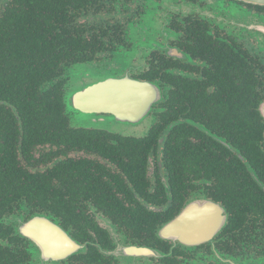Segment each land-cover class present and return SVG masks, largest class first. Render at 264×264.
Segmentation results:
<instances>
[{
	"label": "flooded vegetation",
	"instance_id": "obj_1",
	"mask_svg": "<svg viewBox=\"0 0 264 264\" xmlns=\"http://www.w3.org/2000/svg\"><path fill=\"white\" fill-rule=\"evenodd\" d=\"M40 18L59 37L29 61L35 105L1 91L0 264H264V5L61 0Z\"/></svg>",
	"mask_w": 264,
	"mask_h": 264
},
{
	"label": "trees",
	"instance_id": "obj_2",
	"mask_svg": "<svg viewBox=\"0 0 264 264\" xmlns=\"http://www.w3.org/2000/svg\"><path fill=\"white\" fill-rule=\"evenodd\" d=\"M61 0H9V8L0 16V93L7 86L10 97L5 99L11 106H34V98L29 94L22 95V86L37 85L46 76L42 71L40 75L30 64V60L37 58L40 50L43 55L50 56L52 48L48 45L54 43V35L45 33V28L40 32L36 30L37 17L40 18V27H50V20L54 5ZM24 5V6H23ZM60 54L57 56L59 57ZM38 75V76H36ZM27 93V91H24ZM2 93L0 101H2ZM56 99L42 98L40 106L53 105Z\"/></svg>",
	"mask_w": 264,
	"mask_h": 264
},
{
	"label": "rangeland",
	"instance_id": "obj_3",
	"mask_svg": "<svg viewBox=\"0 0 264 264\" xmlns=\"http://www.w3.org/2000/svg\"><path fill=\"white\" fill-rule=\"evenodd\" d=\"M74 81L76 83V81L79 83L80 79L74 78ZM80 116V117H77ZM77 125L79 126H87V125H96L97 123H95L92 119L90 120L88 117H84L82 115H76L75 116ZM89 119V120H88ZM151 122V120L145 119L141 124H139L138 126H132V127H128V126H121L120 127V131L124 132V133H132L134 132H138V133H142V135H144L146 133V131L143 132V130H147L149 127V123ZM102 123H99V125H101ZM114 123L111 122V120L107 119L103 126L108 127L109 129H115Z\"/></svg>",
	"mask_w": 264,
	"mask_h": 264
},
{
	"label": "water",
	"instance_id": "obj_4",
	"mask_svg": "<svg viewBox=\"0 0 264 264\" xmlns=\"http://www.w3.org/2000/svg\"><path fill=\"white\" fill-rule=\"evenodd\" d=\"M241 1H245V2H250V3H254V4H259V5H264V0H241ZM134 85V84H133ZM134 88H136V90L138 91V93L142 94V93H145V91H147V86L146 85H140V84H137L136 86H134ZM140 106V104L138 105ZM185 218H180L178 219L177 221V224L179 226L178 227V230H180V232H178L180 235H183V236H190L191 235V231H185L184 228L180 225V223L184 220ZM176 227V228H177ZM56 231V234L59 238H64V233H62L58 228L55 230ZM54 231V232H55Z\"/></svg>",
	"mask_w": 264,
	"mask_h": 264
}]
</instances>
